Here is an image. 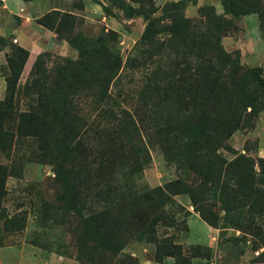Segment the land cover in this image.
Listing matches in <instances>:
<instances>
[{"label": "rangeland", "instance_id": "rangeland-1", "mask_svg": "<svg viewBox=\"0 0 264 264\" xmlns=\"http://www.w3.org/2000/svg\"><path fill=\"white\" fill-rule=\"evenodd\" d=\"M181 1L185 5L178 13L184 14L188 32L154 35L155 45L144 40L148 23L144 14L155 18L157 25L170 23L172 4ZM207 1L74 0L67 6L84 12L89 5L91 19L72 14L73 26L63 36L103 38L118 55L120 68L104 88L99 85L102 81L77 66L78 78L73 80L61 72H67L66 64L79 61V50L70 43L75 57L47 50L40 54L41 69L35 74L32 67L24 73L23 67L12 97L14 113L6 126L14 138L11 145L0 146V264H141V257L172 264H240L239 254L246 249L264 261V174L258 162L264 157L256 153L259 134L264 135L257 131L264 120V91L246 100V125L217 150L223 161L215 176L222 188L214 185L194 197L178 185L198 184L203 178L190 161L176 155L198 131L193 101L229 100L218 91L228 84L227 78L214 73L212 92L205 90L203 76L194 80L196 68L203 64L194 42L208 47L214 41L243 67H261L264 75V0H232L248 10L245 14L227 13L222 0L218 5ZM251 39L258 41L260 54L248 51ZM4 47L11 55V45L0 43V49ZM215 67L222 68L217 62ZM0 72L6 80L7 63ZM65 90L78 116L68 125L80 132L88 166L63 162L60 125L52 113L45 115L44 141L16 134L20 112L34 111L41 99L57 104L64 100ZM7 98L6 85L0 102ZM112 151L119 153L116 161L107 155L102 158ZM203 163L199 160L200 167ZM147 194L154 201H147ZM151 202L156 211L143 224L139 215ZM100 212L109 225L118 223L105 237L125 241L118 254L102 248L104 237L94 234L92 217ZM202 213L217 224L207 223ZM190 224L195 230L202 225L219 229L218 247L188 244ZM220 250L226 251L221 262Z\"/></svg>", "mask_w": 264, "mask_h": 264}, {"label": "trees", "instance_id": "trees-1", "mask_svg": "<svg viewBox=\"0 0 264 264\" xmlns=\"http://www.w3.org/2000/svg\"><path fill=\"white\" fill-rule=\"evenodd\" d=\"M225 10L227 13L233 14H245L248 13L246 9H239L232 0H222ZM241 4L244 5V2L241 1ZM184 2H176L172 4V12H170L171 22L163 25H157L156 19L151 16L144 14L145 18L148 20V23L145 27L142 38L146 41H149L152 45H155L153 36L165 32H169L172 35H184L188 32L184 26L185 16L183 13L179 14L178 11L184 8ZM142 14V13H140ZM74 15L54 10L47 13L43 17L38 19V22L43 26L53 30L59 39L67 40L71 45L79 50V61L73 64H66L65 70L69 72L61 71L63 74H66L67 77L75 80L78 76L75 75L74 69L76 66L83 73L92 75L97 81H102L99 83L103 88L106 87V84L109 83L110 79L113 78L117 71L120 68L118 64V55L109 47L103 38H98L97 40H92L89 37H86L82 34H77L74 37L67 38L63 36L64 31L67 30L68 26H73L72 18ZM195 36L193 39L196 38ZM197 37H203L199 35ZM204 40V39H203ZM206 43V41L204 40ZM0 43L4 46L11 45L12 53L7 58V64L10 69V75L6 78V85L8 91V98L3 102H0V146L6 147L11 145L13 141V134L7 129L8 121L14 113V105L12 97L16 91L17 83L19 77L22 73L23 67L29 57V52L27 49L23 48L20 45H13L6 40V38L0 37ZM200 57V68H196L197 72L194 73V80H198L200 76H203V79L207 83L206 91L212 92L215 80L212 79L214 73L218 74L217 76L225 77L228 80V84H223L222 87L218 88L220 94H224L229 100H225L222 104L220 101L210 100H194L192 107L193 111L196 113L194 117L195 123L198 125V131L195 136L192 137L190 143L187 145V148L181 153L180 150L176 155L184 156V158L190 161L193 169L200 171L202 175V180L198 184L190 185L183 182H178V185L182 189L191 193L194 197L201 192H207L208 190H213L214 185H219L220 182L215 176L218 165L223 161L222 158L218 155L217 150L226 146V141L230 136L240 127L246 125V100H249L255 96L259 91H264V75L263 69L261 67L245 68L243 67L238 59H235L230 53L226 52L220 45H216L214 41L208 43V47H203L202 43L194 42ZM208 50V53H207ZM204 51V53H203ZM209 55V56H207ZM42 55H39L31 70V74H35L36 71L40 68ZM208 57V60L206 59ZM216 62L218 65L222 66L221 69L215 67ZM228 70V73H226ZM223 71L225 74H223ZM230 79V81H229ZM35 86L39 83V80H35ZM199 93V90L190 87L189 91ZM67 90L63 93L64 100H61L57 104L53 101L46 104L47 100H39L37 107L34 111L28 110L20 112L17 116L18 124L16 128V134L19 136H38L42 141L46 139V130L45 128V115L47 113H52L54 121L60 125L57 129L60 134L59 150L62 152L63 162H80L82 166H88L87 154L80 148V132L75 128L69 127L68 122H72L78 119L77 114L71 110V100L67 101ZM41 98V97H40ZM218 107V108H217ZM221 110V112H220ZM167 147V146H166ZM119 153L112 151V153H104L102 156H110L112 162L116 161V156ZM199 160L204 161L203 166H199ZM243 160V158L241 159ZM241 160L239 162H241ZM258 162L261 167V171L264 174V158H259ZM206 164V165H205ZM63 163L59 166V169H63ZM205 168V170H204ZM90 171V169H88ZM65 175V173H64ZM67 176V175H65ZM85 176V174H84ZM211 185H210V184ZM223 185V184H222ZM220 184V188H222ZM209 186V187H208ZM224 188V187H223ZM2 189V186L0 187ZM154 191H159L155 189ZM153 191V192H154ZM264 194V190H261ZM226 193V192H223ZM153 195L147 194V201H151ZM1 202V197H0ZM262 205L264 204V198L261 199ZM122 207V206H121ZM156 207L154 203L151 202L149 206L144 208L139 215L140 221L144 224L148 217L155 213ZM262 209V208H261ZM134 210V207H133ZM263 215V214H262ZM105 213L100 212L96 213L92 217V221L96 226V231L94 234L98 236V233L104 237V242L102 248L110 251L113 255L118 254L123 246L125 241L122 238L116 239L112 236L105 238L107 233L112 231L118 223L108 224L105 220ZM202 219L207 223L215 226L216 220L211 219L208 215L202 213ZM128 220V218H124ZM87 223L90 225V219ZM150 224V221H148ZM152 223V221H151ZM125 224V223H124ZM128 224V223H126ZM132 222L129 223L131 225ZM92 232V228L90 229ZM177 247V246H175ZM174 250V249H173ZM170 251V254L174 251ZM94 264L95 261H92ZM190 264V262L185 263Z\"/></svg>", "mask_w": 264, "mask_h": 264}, {"label": "crops", "instance_id": "crops-1", "mask_svg": "<svg viewBox=\"0 0 264 264\" xmlns=\"http://www.w3.org/2000/svg\"><path fill=\"white\" fill-rule=\"evenodd\" d=\"M74 0H0V37L11 39L16 44L27 49L29 57L25 63L24 73H28L35 59L47 50H53L64 56L75 57L77 51L65 39H58L57 34L43 26L38 22V19L54 10L66 11L79 17L91 19L88 14L89 5L85 4V10H72V2ZM206 1V0H204ZM200 0V3H204ZM207 2L218 5V0H208ZM70 7H67L68 5ZM107 18L104 17L103 20ZM258 41L251 39L249 42L248 51L251 55L260 54L258 50ZM10 56V48L4 47L0 49V70L2 65L7 63V58ZM6 87V80L0 72V96L3 94ZM264 132V120L257 126V131ZM258 133V134H259ZM260 145L256 153L260 157H264V135H260ZM202 220V219H201ZM190 224V229L187 232L186 240L188 244H200L211 248L218 247V238L220 230L214 227L201 226L198 230ZM226 251H219V261ZM141 264H172L171 262L159 263L150 258L141 257ZM240 264H264V261L256 259L252 256L249 250L239 254Z\"/></svg>", "mask_w": 264, "mask_h": 264}]
</instances>
